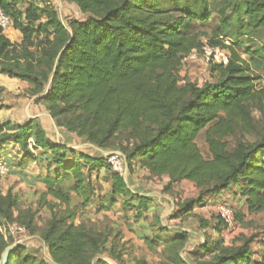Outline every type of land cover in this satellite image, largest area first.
<instances>
[{"label":"trees","instance_id":"obj_1","mask_svg":"<svg viewBox=\"0 0 264 264\" xmlns=\"http://www.w3.org/2000/svg\"><path fill=\"white\" fill-rule=\"evenodd\" d=\"M22 1L0 0L22 37L14 42L0 27V75L28 82L29 96L49 112L65 137L75 135L100 151L118 150L131 174L138 167L148 179L167 176L164 191L172 196L178 184L193 183L198 197L177 205L175 218L191 214L207 197L230 205L242 226L264 212V85H258L261 78L239 50L236 35L230 41L226 37L234 17L241 25L245 18L255 21L253 31L264 28V0H231L222 6L220 24L207 43L224 49L229 62H208L215 80L202 85L183 78L181 69L194 50L203 55L207 44L199 23L211 19L212 0H67L85 17L65 22L50 1L24 11L18 5ZM3 91L0 86L1 95ZM4 107L0 104V110ZM202 132L208 156L198 146ZM10 143L23 153L22 170L32 162L46 168V191L37 208L23 207L13 189L4 192L0 186V223L39 234L52 262L21 243L6 264H109L105 252L119 258L114 243L106 248L109 232L84 220L77 223L81 207L94 202V173H110L111 192L103 202L123 200L136 219L147 212L157 215L163 206L140 189L132 190L109 156H91L67 140L51 142L40 118L23 125L0 122V158ZM5 159L11 172L15 164ZM64 181L71 183L67 191L61 188ZM71 190L80 204L71 206ZM231 190L235 196L225 198ZM43 208L51 216L40 227ZM221 224L220 219L215 226L217 237L205 235V242L188 252L190 261L180 255L190 241L186 230L160 225L154 238H143L152 249L164 246L167 261L162 264H250L251 245L260 233L226 245ZM15 242L0 227V260ZM255 264H264V256Z\"/></svg>","mask_w":264,"mask_h":264},{"label":"rangeland","instance_id":"obj_2","mask_svg":"<svg viewBox=\"0 0 264 264\" xmlns=\"http://www.w3.org/2000/svg\"><path fill=\"white\" fill-rule=\"evenodd\" d=\"M50 1L51 6H55L59 12L61 19L65 22L71 18L82 19L85 16L81 13L79 8L67 0H26L19 3V8L23 11L26 10L29 6L33 5L37 8L45 6L44 3ZM231 2V0H212L210 10L212 17L208 22H200V29L202 34L203 41L208 45V40L211 38L213 33L216 31L217 26L220 24L219 21V11L223 5ZM194 4V1H191L189 5ZM231 15V14H230ZM231 27L228 28L227 39L230 41L232 36L236 35L233 39L240 43L239 50L242 52L243 56L247 60H251L252 68L254 72L260 76L258 81L259 86L264 85V28H259L258 30L253 31L252 26L256 23L255 21H249L246 18L243 20L241 25L236 21V17L231 18ZM8 29L7 34L14 42L21 41L22 37H19L18 33L14 30ZM9 30H11L9 32ZM7 35V36H8ZM19 37V38H18ZM181 76L187 78L199 85H202L206 81H214L215 77L212 76L210 71V66L202 54L196 53L195 56H189L184 60V64L181 69ZM21 86V87H20ZM19 89L21 92V97H28L25 101L28 102L33 100L30 96H27L26 92L29 94L30 84L26 83L20 85ZM27 86V87H26ZM2 95H6L8 100L14 101L15 95L5 94L2 92ZM1 104V103H0ZM4 106L3 114L8 113V110L11 107V101L9 103H2ZM32 104V103H31ZM21 114L25 113L24 107L20 109ZM38 112H45L41 107ZM255 118L262 120L263 115L260 112L255 113ZM43 126L47 129L48 139L51 142H56L58 144H64L67 140L69 146H72L76 150H81L82 152L89 154L91 156L103 155L104 157L109 156V162L113 161L114 152L100 151L89 144L82 142L75 135H68L65 137L63 131L60 128L58 130L55 128V122L48 119L47 116H44ZM57 130V131H56ZM232 138L231 140H233ZM249 139H253L249 136ZM198 146L202 153L205 156H208L209 149L205 140V132H202L198 138ZM33 151V148H30ZM8 150H11V147H8ZM14 153L11 160L12 164L17 162L18 154L13 150ZM116 154H120L118 150H115ZM23 153H21L20 159L22 160ZM2 158H7L5 155ZM14 160V161H13ZM20 162V161H19ZM113 162H116L115 160ZM38 162H32L29 164L27 171L24 175H19L18 177L13 173H9L6 176L0 177V186L3 188V191L6 192L8 189H13L20 198L21 205L23 207L33 206L37 208L38 201L41 196V193L46 191L44 182L40 179L32 180V176L35 174L47 173L45 167H41L37 164ZM119 163L123 162L119 160ZM41 164V163H40ZM42 165V164H41ZM115 170L123 173L126 181L130 185L132 190L140 189L142 192L155 197L158 204L163 205L164 203L169 202L170 204L164 207H160V211L153 216L154 211L147 212L144 218L136 219L135 211L132 209V206L125 205L124 201L119 199L114 205H110L108 202L104 203L103 199H108L109 193L111 192L112 180L110 178V173L102 171L99 174L94 173L92 180L95 186V195L94 202L86 206L85 208L81 207L79 212V218L77 223L81 220L90 223L95 226L97 229L109 232L111 234L109 243L106 245V248H110L115 244V253L118 254L119 258L115 259L110 256L108 253H104L103 257L106 260L112 262L113 264H162L167 261V255L164 252V246H158L155 249L150 248V246L144 240V236L148 235L150 238H154L155 235H152V232L159 229V226L166 227L168 231H179L186 230L190 233V241L188 244L180 250V255L187 260L190 259L189 251L193 250L198 244L205 242V235L211 236L212 238L218 236L215 226L218 225L220 219L217 215V205L218 202L207 197V202L198 205L195 207L194 211L181 218L173 217L177 210V205L182 204L184 200L187 199H196L198 197V189L193 183L182 182L178 184L174 190L175 195H171V192L164 191V186L168 182L167 176L163 178H154L148 179L144 175L143 169L136 167V173L131 174L129 169L125 166L121 167L120 165H113ZM25 169V170H27ZM57 170V167H53L52 171ZM13 172V171H12ZM39 177V176H38ZM166 178V179H165ZM70 182L64 181L61 188L65 191L69 190ZM173 192V193H174ZM72 195L71 206L81 203V198H79L74 191H70ZM49 199L52 197L49 196ZM235 207H236V199ZM161 201V202H160ZM163 203V204H162ZM107 205L108 207H105ZM51 214L48 209L43 208L39 213L38 224L40 227L47 222ZM250 225L242 226L239 225V229L235 232L228 231L223 224H221L222 231L220 232L221 237L226 241V245H231L236 242H240L243 236H251L255 233H260V236L255 240L252 246V256L250 259V264H255L259 262L264 256V212L260 214L252 215L249 218ZM208 223V225H206ZM1 229L9 235V226L0 223ZM114 236H118V239H113ZM20 238H29L26 243H29L34 250L37 252L38 256L44 257L47 260L51 261L49 256L48 248L46 244L42 241L39 234L29 235L26 233L25 236ZM19 240V238H18ZM17 240V241H18ZM28 245V246H30Z\"/></svg>","mask_w":264,"mask_h":264},{"label":"crops","instance_id":"obj_3","mask_svg":"<svg viewBox=\"0 0 264 264\" xmlns=\"http://www.w3.org/2000/svg\"><path fill=\"white\" fill-rule=\"evenodd\" d=\"M12 30L14 31L15 29H12ZM10 31L11 30H9V32ZM15 31L18 33L19 37H21V33L19 31H17V30H15ZM5 32H6V34L8 33L7 31H5ZM8 37H9V35H8ZM26 83H28V82L22 81V80H18V79H14V78H9L8 76H5V75H0V86H3L4 87V91L3 92L5 94L6 93L7 94L12 93V94L15 95V98H16L14 101H12V100H8V98H7L6 95L3 96V101L1 102V104L2 103H6L7 104V103H9L11 101V107L8 110V113H6V114H3V110H4V108H7L8 106H5L2 110H0V122L11 121V122H13L15 124L23 125L29 119L40 118L41 122L43 123L44 122V116H47L48 119H50L52 121V119H51V117L49 115V112L43 106L36 105L33 102V100H30V101L26 102L25 100L28 97L27 98L26 97H21L22 95L24 96L25 93L21 95L19 86L20 85H24ZM26 94H27V96H29L28 92H26ZM31 98L34 99L33 97H31ZM23 107L25 109V113L24 114H21L20 109L23 108ZM40 107L42 109H44L45 112H38ZM44 128H45V126H44ZM46 131H47V129H46ZM8 147H11L12 151L11 150H8L7 153L5 154V156L8 159H10L12 157L13 153H14L13 150H15V151L18 152V149H17V146H15V148H12L13 147V143L12 144L11 143L8 144ZM20 156H21V153L18 154V159L16 160L17 162H15L13 160L14 161L13 164H15V165H14V168L11 170V172H9L11 174L13 173L17 177L20 174L21 175H24L22 173H24L25 171L28 172V170H29V169L22 170L20 167H18V164H19V161H20ZM146 174H147V172L144 171V175H146ZM43 176H44L43 174H35L34 176H32L31 179L34 180V179H37L38 178V180H39V178L41 177L42 179H40V180L43 182ZM167 180H169V178H167ZM185 182L190 183L188 181H185ZM144 194H146V193H144ZM148 196H150V195H148ZM224 196H225V198L231 199V198H233L235 196V192H234V190H231L228 193H226ZM238 198H239V196H238ZM238 198H235V199L238 200ZM167 203L170 204L169 202H167ZM167 203H164V204L162 203L164 209H165L166 205H168ZM28 239L29 238H22L21 239L22 240V243L25 244L26 246L30 245L29 243H26V241H28ZM29 247H31V245Z\"/></svg>","mask_w":264,"mask_h":264},{"label":"built area","instance_id":"obj_4","mask_svg":"<svg viewBox=\"0 0 264 264\" xmlns=\"http://www.w3.org/2000/svg\"><path fill=\"white\" fill-rule=\"evenodd\" d=\"M0 27H2L5 31L8 29L13 28V21L12 19L3 11V9L0 7ZM198 53L196 50H194L190 56H195V54ZM203 56L206 59L207 62H214V63H220L223 65H227L229 62V55L228 53L219 47H211L209 45H205L203 47ZM3 101V95L0 94V103ZM113 159L116 162L111 161L110 163L112 165H120L119 158L117 157L116 153L112 156ZM10 172V167L6 159L0 158V177L8 175ZM218 217L222 220L223 224L226 226V228L231 231L235 232L239 229V224L236 221V215L234 209L224 203H220L217 205L216 208ZM9 235L13 236L16 241L21 240L26 235L27 231L25 227L20 226L18 224H12L9 226Z\"/></svg>","mask_w":264,"mask_h":264},{"label":"water","instance_id":"obj_5","mask_svg":"<svg viewBox=\"0 0 264 264\" xmlns=\"http://www.w3.org/2000/svg\"><path fill=\"white\" fill-rule=\"evenodd\" d=\"M50 115V114H49ZM51 117V116H50ZM52 119V118H51ZM55 128L58 130V126L55 124ZM56 130V131H57ZM91 146V145H90ZM94 147V146H92ZM95 148V147H94ZM22 243V240L16 241L14 244L8 246L2 253L0 264H6L8 256L10 255L11 252H13L19 244ZM108 261V260H107ZM109 264H113L112 262L108 261Z\"/></svg>","mask_w":264,"mask_h":264}]
</instances>
